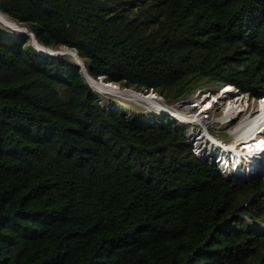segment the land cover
<instances>
[{
    "label": "trees",
    "instance_id": "obj_1",
    "mask_svg": "<svg viewBox=\"0 0 264 264\" xmlns=\"http://www.w3.org/2000/svg\"><path fill=\"white\" fill-rule=\"evenodd\" d=\"M86 71L168 101L264 96V0H0ZM0 264H264V178L224 176L184 124L102 97L0 24Z\"/></svg>",
    "mask_w": 264,
    "mask_h": 264
},
{
    "label": "bare ground",
    "instance_id": "obj_2",
    "mask_svg": "<svg viewBox=\"0 0 264 264\" xmlns=\"http://www.w3.org/2000/svg\"><path fill=\"white\" fill-rule=\"evenodd\" d=\"M0 22L7 27L24 31L25 26L15 22L14 20L9 18L2 12H0ZM68 52L73 60L78 59V62L81 65V72L83 76L89 82V84L94 90L99 91L101 93H116L119 95L120 94L130 95L139 100L151 103L154 107L161 109L163 111L169 110L174 115L175 118L177 117L182 121H186L188 123H197L199 125L200 124L202 125L204 123L203 122L204 116H200V113L193 112L191 114H187V112H189L191 107L188 104L182 103L183 109L186 110V112L175 111L165 107L166 104L163 105L164 104L163 102H162L163 104L158 102L153 92H150L148 95H143L139 92L127 88L121 90L116 84L112 82L104 83L102 82V80L92 78L91 75H89L88 72L86 71L84 63L79 58V56H77V54H75V52L72 49H70ZM231 86L232 85H225V87L222 89L221 95L222 96L225 94L233 95L238 92L235 91V89ZM218 98H220V96L217 97V99ZM214 101H215L214 98H212L210 102L207 105H205L201 111H205V112L208 111V109L214 104L213 103ZM236 101H239V97H237L236 99L228 100V102L223 106L220 116L215 118V121L223 122L229 119L228 117L231 115V113L243 112L244 108L243 109L240 108L239 110H237L239 105L236 103ZM257 104L258 105L257 108L255 109V112L254 113L251 112L252 114L245 115L243 118H241L238 124L236 125V127L230 133L232 135H235L236 139H239L242 144H246V142L249 143L246 146L242 145L241 148L242 150H238V148H235L234 144H230V147L232 148L230 149L229 146L223 145L220 140L212 137L211 135H208L209 134L208 131H206V134H204L208 137H211L213 141L212 142L213 145L219 148L218 150H221V154L224 158L222 162L225 163L224 167L229 169L233 168L234 170L233 174H229V175H231L233 178L237 180L244 181L258 173L264 172V162H263L264 161V98H262ZM203 127L204 124L201 128ZM251 140L255 142L251 143ZM240 159H242V161L244 159L243 164L239 163Z\"/></svg>",
    "mask_w": 264,
    "mask_h": 264
},
{
    "label": "rangeland",
    "instance_id": "obj_3",
    "mask_svg": "<svg viewBox=\"0 0 264 264\" xmlns=\"http://www.w3.org/2000/svg\"><path fill=\"white\" fill-rule=\"evenodd\" d=\"M99 80H102V82H104L102 78ZM116 85L121 90L126 89V87H122L119 84H116ZM127 89L134 90L132 88H127ZM220 89H221V87L218 89H215V88H212L209 90L205 89L203 91L196 92L189 99L179 100V101H168L163 96L159 95L157 92H154V91H148V92L139 91V90H134V91L139 92L143 95H148L150 92H153L155 94L158 102H160V103L163 102L164 104L163 103L162 104L163 105L166 104L165 107H167L168 109H172V110L179 111V112H186V110L183 109L182 103L188 104L191 107H190V110L188 109L189 112H187V114H191L193 112H195V113L198 112V113H200V116H204L203 117L204 127L201 128L203 126V124L199 125L197 123H188L186 121H182L181 119H179L177 117L175 118L174 115L169 110L164 111V113L170 115L175 122L185 125L186 137L192 143L193 152L199 158L206 159L208 161L215 163L218 166L220 172L224 176L230 177L231 175H229V174H232L233 172H230L229 168L223 167L222 164L215 162L216 158H217V160L222 159L221 150H218L219 148H217V147H215V145H213V143H212L213 141H212L211 137H208L204 134H206V131H208V133H209L208 135H211L212 137L220 140L223 145L229 146L230 149H232L230 147V144H234L235 148H238V150H242L241 148H242L243 144L240 142L239 139H236L235 135H232L230 133L236 127V125L238 124V122L240 121L241 118H243L245 115L252 114L255 112V109L257 108L258 102L253 97H250L249 95H246V94H243L244 96L241 97V94H239V92H237L233 95L228 94L227 98H225L220 94ZM96 92L98 94H100L102 97H107V98L109 97L111 99L117 100L120 103V106L126 111V113H130L132 110H136L137 112L144 114V116H150L152 114H158V113L163 112V110L154 107L151 103L139 100V99L132 97L130 95H124V94L119 95L116 93H101L99 91H96ZM219 96H220V98L217 99V97H219ZM237 97H239V101H236V103L239 105L237 110H239L240 108H242V109L244 108L243 112L240 111L241 113H239V112L231 113V115L228 118H230L233 114H234V116H233V119L228 121V122H224V121L223 122L222 121L216 122L215 118L220 116L221 111H222L221 109L228 102V100L236 99ZM212 98H214L215 101L213 102L214 104L210 107V109L206 112L201 111L203 109V107L205 105H207ZM203 103H205V104H203ZM202 129H203V131H202ZM247 144H249V143L246 142V144L244 146H246ZM243 161H244V159H243ZM243 161H242V159H240L239 163L243 164ZM256 175H260V177L264 178V172L258 173ZM231 178H233V177H231Z\"/></svg>",
    "mask_w": 264,
    "mask_h": 264
},
{
    "label": "water",
    "instance_id": "obj_4",
    "mask_svg": "<svg viewBox=\"0 0 264 264\" xmlns=\"http://www.w3.org/2000/svg\"><path fill=\"white\" fill-rule=\"evenodd\" d=\"M0 24L5 27L6 29L8 30H11V31H14V32H17V33H20V34H23V35H27L30 37V41H31V44L32 46L35 48V50H37L39 53L41 54H49V55H67L69 56L70 59H72V57L70 56L69 54V50L70 48H66V47H60L58 49H54V48H50V47H47V46H44L42 44H40L36 38L34 37V35L32 34V32H29L27 31L26 27H24V31H21V30H18V29H15V28H11V27H7L5 25H3L1 22ZM33 39V41H32ZM39 44V45H37ZM39 46V47H38ZM75 54H77V52L75 51V49H72ZM78 56V55H77ZM73 60V59H72ZM77 65H79L80 67V72H81V65L80 63L78 62V59L77 60H73ZM81 75L83 76L82 72H81ZM84 80L89 84V82L85 79V77L83 76ZM101 79V78H99ZM104 83H110V82H104ZM89 86L91 87V85L89 84ZM93 89V88H92ZM164 112V111H163Z\"/></svg>",
    "mask_w": 264,
    "mask_h": 264
},
{
    "label": "built area",
    "instance_id": "obj_5",
    "mask_svg": "<svg viewBox=\"0 0 264 264\" xmlns=\"http://www.w3.org/2000/svg\"><path fill=\"white\" fill-rule=\"evenodd\" d=\"M225 87V85L224 86H222L221 87V89H220V94H221V92H222V89ZM231 87H233L234 89H235V91H238L240 94H241V97L242 96H244L243 94H246V95H248L247 93H245V92H241L237 87H235L234 85H232ZM227 96H228V94L226 95H223V97H225V98H227ZM262 98H264V96L263 97H261V98H258V99H255L257 102H259ZM203 104H205V103H203ZM203 106V105H202ZM202 108V107H201ZM210 109V108H209ZM208 109V110H209ZM222 110V109H221ZM233 116H234V114L228 119V120H226V121H224V122H228V121H230V120H232L233 119ZM259 134H262V133H259ZM258 134V135H259ZM255 141H251V143H254ZM242 145V144H241ZM243 145H245V144H243ZM222 160H224V158H223V156H222V159H219V160H217V158L215 159V162H217V163H219V164H222L223 165V167H224V164L225 163H223L222 162ZM230 171L231 172H233L234 170H233V168L232 169H230ZM233 174V173H232ZM230 177H232V176H230Z\"/></svg>",
    "mask_w": 264,
    "mask_h": 264
}]
</instances>
